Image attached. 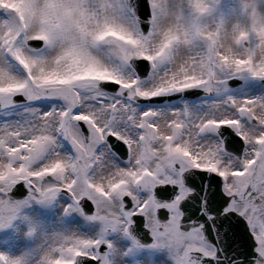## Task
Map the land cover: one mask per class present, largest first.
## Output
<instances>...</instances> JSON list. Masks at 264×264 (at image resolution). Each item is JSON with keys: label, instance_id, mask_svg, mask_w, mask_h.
I'll use <instances>...</instances> for the list:
<instances>
[{"label": "snow or ice", "instance_id": "6c2138e0", "mask_svg": "<svg viewBox=\"0 0 264 264\" xmlns=\"http://www.w3.org/2000/svg\"><path fill=\"white\" fill-rule=\"evenodd\" d=\"M168 7L0 0V228L58 194L87 226L37 264H114L112 234L169 264H264V97L228 87L264 80V61L230 60L210 33L178 51L161 36Z\"/></svg>", "mask_w": 264, "mask_h": 264}, {"label": "clouds", "instance_id": "9594fccd", "mask_svg": "<svg viewBox=\"0 0 264 264\" xmlns=\"http://www.w3.org/2000/svg\"><path fill=\"white\" fill-rule=\"evenodd\" d=\"M169 5L160 21L161 36H171L184 52L202 37L210 33L215 47L230 60L243 58L253 64L264 61V0H237L239 12L228 15H214L210 10L199 12L196 0H165ZM185 13L199 15V28L180 15Z\"/></svg>", "mask_w": 264, "mask_h": 264}, {"label": "bare ground", "instance_id": "6f19581e", "mask_svg": "<svg viewBox=\"0 0 264 264\" xmlns=\"http://www.w3.org/2000/svg\"><path fill=\"white\" fill-rule=\"evenodd\" d=\"M236 8H239V6L237 5ZM221 9L222 7L219 8V10ZM26 195L27 193H25ZM16 197L20 198L17 199ZM16 197H12V199L22 201L25 198L19 195ZM31 202L20 207L22 208L23 218L30 223L26 224L24 220L22 225L19 224L15 238L10 242L13 247L11 248L7 244L5 237L0 239V254L5 255L10 260H20L22 264H37L38 257L57 234L87 230L86 222L80 215L65 213L64 206L67 203V197L63 194L57 195L55 202H53L55 206L50 209L47 203L44 204L35 200ZM138 239L141 245H145L142 237ZM148 239L149 243L147 245H150L152 241L150 237ZM110 241L115 246L116 251L114 264H169L167 254L149 253L147 247L143 249L135 247L136 249L126 251L129 248L128 242L117 236L110 238Z\"/></svg>", "mask_w": 264, "mask_h": 264}, {"label": "rangeland", "instance_id": "374dc122", "mask_svg": "<svg viewBox=\"0 0 264 264\" xmlns=\"http://www.w3.org/2000/svg\"><path fill=\"white\" fill-rule=\"evenodd\" d=\"M211 5L212 7L210 8V11L214 15H218V16L232 15V14L238 13L240 10L239 8H236L238 5L237 0H210V6ZM220 7H222L221 10H219ZM213 8H214V11H213ZM234 79H237L239 81V85L237 87L229 88V89L236 91L237 94H246V95L253 96V97H260V96L264 97V82H263L264 80L261 81L258 79L251 78L246 73ZM30 203L32 202L29 201L27 204H24L23 206L28 205ZM24 220L26 221L25 222L26 224L30 223V222H27V220L23 218L22 208H20L19 212L17 213V218L14 219L9 224L8 227L0 228V239L5 237V239L8 242L7 244L11 248L13 246L10 242L14 240L16 236L15 234L17 232V227L19 226V224L22 225V223H24ZM147 250H149V253L159 252L160 254H167V252L164 249L148 248Z\"/></svg>", "mask_w": 264, "mask_h": 264}, {"label": "flooded vegetation", "instance_id": "af4514ba", "mask_svg": "<svg viewBox=\"0 0 264 264\" xmlns=\"http://www.w3.org/2000/svg\"><path fill=\"white\" fill-rule=\"evenodd\" d=\"M53 202H55V200H53V201H51V202H47V205L49 206V209L50 208H52L53 206H55L54 204H53ZM45 204V203H44ZM82 217V216H81ZM82 219H83V217H82ZM84 220V219H83ZM113 236H117V237H119L120 239H122V240H126L127 242H128V244L130 245V243H131V241L129 240V238H125V237H122L120 234H112V235H109L108 237H107V239L108 240H110V238H112ZM132 249H136L135 247H133ZM131 249V250H132ZM101 252H104L105 251V248L102 246L101 247ZM110 255V264H113V258H112V254L110 253L109 254ZM126 258L129 260V258L126 256Z\"/></svg>", "mask_w": 264, "mask_h": 264}, {"label": "water", "instance_id": "95a60500", "mask_svg": "<svg viewBox=\"0 0 264 264\" xmlns=\"http://www.w3.org/2000/svg\"><path fill=\"white\" fill-rule=\"evenodd\" d=\"M239 85V82L238 81H232L230 84H229V87L231 88H234V87H237ZM16 197V196H14ZM22 197V196H21ZM17 199H19L20 197H16ZM135 239L139 241V237L143 238V242L145 243V245H147L149 243V239L148 237H145L142 233H135Z\"/></svg>", "mask_w": 264, "mask_h": 264}]
</instances>
